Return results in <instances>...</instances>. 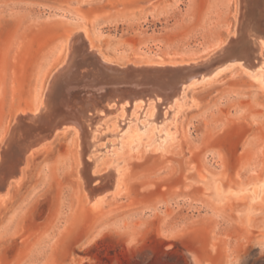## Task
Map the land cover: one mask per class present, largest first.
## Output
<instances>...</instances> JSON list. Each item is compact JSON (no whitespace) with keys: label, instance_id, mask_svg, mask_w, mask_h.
Wrapping results in <instances>:
<instances>
[{"label":"rangeland","instance_id":"1","mask_svg":"<svg viewBox=\"0 0 264 264\" xmlns=\"http://www.w3.org/2000/svg\"><path fill=\"white\" fill-rule=\"evenodd\" d=\"M263 6L0 0V171L12 162L3 138L17 115L26 127L68 57L71 34L79 33L78 52L93 53L79 59L99 70L97 56L128 71L156 63L167 84L179 79L172 64L204 70L184 85L175 81L172 93L92 90L88 102L96 108L85 112V130L72 123L44 130L47 146L26 156L0 206V264H264V215L249 221L246 201L220 200L214 190L216 182L238 191L264 179V88L251 75L264 78V60L256 57L260 64L249 72L239 63L246 60L225 63L213 76L205 70L218 67L231 40L242 47L243 28L251 19L263 23ZM253 42H263L264 53V35ZM136 130L140 138L130 142ZM79 151L94 185L125 170L123 189L111 190L100 207L87 205Z\"/></svg>","mask_w":264,"mask_h":264},{"label":"bare ground","instance_id":"2","mask_svg":"<svg viewBox=\"0 0 264 264\" xmlns=\"http://www.w3.org/2000/svg\"><path fill=\"white\" fill-rule=\"evenodd\" d=\"M262 1L264 2V0ZM245 2L246 1H244V3ZM260 17L264 18V6L262 7V13ZM243 29L244 31L241 30L243 32V37L240 41V43L242 42L243 44L242 47H240V49L238 48L239 41L237 40H231V42L229 41L231 44L227 42L226 44H230V48L223 53L224 58L219 61L218 67L215 69L212 67L205 69L207 70L209 76H213L218 73L220 68L225 67V63L228 62H239L246 60L245 64H243L242 62L239 63L247 72H249L250 70H248V68L246 67H249V69H253L254 67H258L257 64H260L257 62V64L255 63L254 60L256 57L264 60V53H260L263 49V42L258 43L257 47L253 42L256 34L264 35V21L263 23H256L251 19L246 23V27ZM77 33L78 32L71 34L69 39L68 57L66 58V61L58 70V72H56L52 76L47 89L44 91L45 93L41 97L39 105L30 112L31 115L27 119V121L22 117L26 121V127L20 125L21 119L20 116L17 115L15 118V124L18 122V125H15L16 128L14 127L11 132L9 128L8 131L10 132V136L8 137L7 135H5L2 140L4 145L3 147L5 148V150H8L7 155L6 152L5 155L8 158H11L12 162H10V167L7 170L5 169V171H0V206L4 204L9 195V181L13 178L20 177V166L25 161L26 156H28V154L29 156H32L40 152L47 146V140H49L51 136L47 133H42L44 130H52L53 127L58 126L61 123L66 124V126L70 125L69 123H72L85 130V119H88L87 121L89 122L91 121V117L85 118V112L90 109L96 108L93 103L91 104L88 102L89 100H91L92 102L95 101L94 98L88 95L90 92H92V90L104 91L110 87H115L113 93L111 92L109 93V95H115V93L117 92H121L124 95V93L129 92H133V94L137 91L140 92L139 88H142V91H145L143 93H147V91H150V89H154L155 87H157L162 93H164L165 91L172 93L174 89H176L174 88L175 81L181 82V85H184L183 80L192 81L199 75L204 74V70L200 72L194 71L197 66L192 63L181 65L172 64L171 66L175 67L174 69H172V73L179 76V79L170 81L167 84L163 77L164 75L161 72V67H159L156 63L148 64L147 69H141L140 71H128L126 69L120 70V68L118 69V67L116 68V66H113L111 68V64L109 62L101 60L97 56L95 63H97V65L101 68L99 70L95 64L84 61L86 57L83 58V56L93 55L91 48H88L86 51H84L83 55L81 51L78 52V47L81 45H79L78 43L79 33ZM239 53L240 56H238ZM79 57H82L84 60L81 58L79 59ZM210 59H212V57ZM203 64L206 66L209 65L208 62H205ZM108 71H112L114 73L117 72L120 73V75L110 74ZM150 72L161 73L152 75L150 74ZM251 75L255 76L264 88V78L262 77V74L251 73ZM188 81L184 82L187 83ZM118 84L123 85L124 89H118ZM176 96H180V92L179 94H176ZM25 115L26 114L24 113L23 116ZM64 130H67V128H64ZM137 138H140V136L138 134V131L136 130L130 137V142L135 141ZM166 138L167 136L160 138V140L164 141ZM79 157L81 160V162L79 163V173L81 179L83 180L87 205L94 208L100 207L103 205L104 199L108 194H110L111 190H115L114 193H118L123 189L125 184V170L118 171L117 174L110 171L104 179H101L100 184L94 185V183L98 179L92 176L91 167L88 164V160L82 157L81 152L79 154ZM14 182L18 183L19 180ZM259 182L253 185L239 184L238 191H234L232 189L224 190L222 184L220 182H216L214 190L216 196H218L220 200L231 201L232 199H240L246 201L248 204V208L251 209L249 219V221H251V218L257 219L259 218V216L261 217V215H264V179ZM252 215L253 217H251ZM261 245L264 248V236L262 238Z\"/></svg>","mask_w":264,"mask_h":264}]
</instances>
